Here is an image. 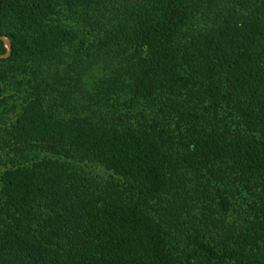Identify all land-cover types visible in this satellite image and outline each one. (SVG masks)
Wrapping results in <instances>:
<instances>
[{
  "label": "trees",
  "instance_id": "16d2710c",
  "mask_svg": "<svg viewBox=\"0 0 264 264\" xmlns=\"http://www.w3.org/2000/svg\"><path fill=\"white\" fill-rule=\"evenodd\" d=\"M0 84V264H264V0H0Z\"/></svg>",
  "mask_w": 264,
  "mask_h": 264
},
{
  "label": "rangeland",
  "instance_id": "374dc122",
  "mask_svg": "<svg viewBox=\"0 0 264 264\" xmlns=\"http://www.w3.org/2000/svg\"><path fill=\"white\" fill-rule=\"evenodd\" d=\"M0 86L3 85L0 84ZM87 88L89 94V87L87 86ZM121 97L123 96L121 95ZM85 98L80 102L86 103ZM87 98L91 103H96L98 105L101 104L102 108H104L105 110L117 108L123 112H126L130 117L132 111L135 108L133 104L129 103L128 101V98L130 97H127L126 101L125 98L116 97L105 99L107 97H105V95L103 94H92L91 99L90 97ZM147 98L149 99L147 101H143L140 98H137L136 100H134V98L130 99L132 100V102L136 103L138 108L136 110H147L148 106H151V103H153L155 107L158 105V103L159 105L162 104V102L158 99H156L157 101H154V99L152 100L151 96ZM101 101L104 102L102 103ZM86 104L88 106L90 105L89 103ZM23 105L24 96L21 92L12 91L10 89V86H7L5 90H0V172L2 171L4 166H8L7 164L9 162L14 161L16 160V158H18V153H15L14 150H16L19 145L15 142V139L13 137L12 126L14 124L16 116H18V114L21 112ZM154 106L152 105L153 108ZM125 120L128 119H124V121ZM224 124H226L232 131L240 129V126H238V123H236V120L234 118L227 119L226 121H224ZM88 170L94 171L95 173H98L100 175L105 174V171L98 166L89 167ZM262 196L258 195L255 189L250 186H247V188L239 187V192L233 193L230 201L237 206L239 214H242L243 218H249L251 220L252 218L249 217V214L252 215V210L250 209V207H256V205L260 206L261 202H263L264 200V195ZM234 217L235 220L244 224V221L241 220V218L237 219V215H235ZM216 264L220 263L217 262Z\"/></svg>",
  "mask_w": 264,
  "mask_h": 264
}]
</instances>
